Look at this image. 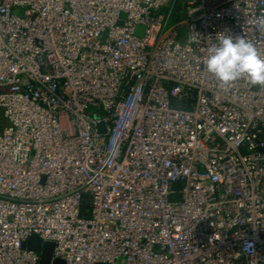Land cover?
<instances>
[{"label":"built area","instance_id":"2783aa9c","mask_svg":"<svg viewBox=\"0 0 264 264\" xmlns=\"http://www.w3.org/2000/svg\"><path fill=\"white\" fill-rule=\"evenodd\" d=\"M165 1L0 0V264H264V87L203 63L264 0Z\"/></svg>","mask_w":264,"mask_h":264},{"label":"clouds","instance_id":"9594fccd","mask_svg":"<svg viewBox=\"0 0 264 264\" xmlns=\"http://www.w3.org/2000/svg\"><path fill=\"white\" fill-rule=\"evenodd\" d=\"M254 23L264 29V14ZM216 41L206 49L203 63L207 73L225 88L241 79L251 86L264 87V56L255 43L244 35L233 36L224 32L217 33Z\"/></svg>","mask_w":264,"mask_h":264},{"label":"water","instance_id":"95a60500","mask_svg":"<svg viewBox=\"0 0 264 264\" xmlns=\"http://www.w3.org/2000/svg\"><path fill=\"white\" fill-rule=\"evenodd\" d=\"M142 28L138 26L135 30V34L139 37L142 36ZM99 131L104 132V127L102 125L99 126ZM22 249H27L33 252H40V262L39 264H50L51 257L54 249V244L52 242H44L36 236L32 235L29 237L23 244ZM52 264H64L62 261L56 260Z\"/></svg>","mask_w":264,"mask_h":264},{"label":"rangeland","instance_id":"374dc122","mask_svg":"<svg viewBox=\"0 0 264 264\" xmlns=\"http://www.w3.org/2000/svg\"><path fill=\"white\" fill-rule=\"evenodd\" d=\"M169 10H167V12L169 13L168 16V20L171 23H177V22H183L181 24V26L178 27V31H180V35L181 37H184L185 35V31H186V23L184 22L186 19V15H187V5L186 3H184L183 0H166L164 3V8H167ZM171 9V10H170ZM181 10V11H180ZM180 11V14H179ZM179 14V18L175 19V15ZM6 126V120L4 119L3 115H2V111L0 109V130H2L4 127ZM40 254V252H37Z\"/></svg>","mask_w":264,"mask_h":264},{"label":"trees","instance_id":"16d2710c","mask_svg":"<svg viewBox=\"0 0 264 264\" xmlns=\"http://www.w3.org/2000/svg\"><path fill=\"white\" fill-rule=\"evenodd\" d=\"M180 11H179V14H180ZM179 14H177V12H176L175 19H178L179 18Z\"/></svg>","mask_w":264,"mask_h":264}]
</instances>
